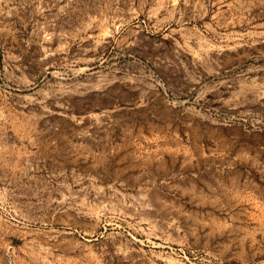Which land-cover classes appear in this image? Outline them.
<instances>
[{"label": "rangeland", "instance_id": "1", "mask_svg": "<svg viewBox=\"0 0 264 264\" xmlns=\"http://www.w3.org/2000/svg\"><path fill=\"white\" fill-rule=\"evenodd\" d=\"M0 264H264V0H0Z\"/></svg>", "mask_w": 264, "mask_h": 264}, {"label": "bare ground", "instance_id": "2", "mask_svg": "<svg viewBox=\"0 0 264 264\" xmlns=\"http://www.w3.org/2000/svg\"><path fill=\"white\" fill-rule=\"evenodd\" d=\"M52 222V221H51Z\"/></svg>", "mask_w": 264, "mask_h": 264}]
</instances>
